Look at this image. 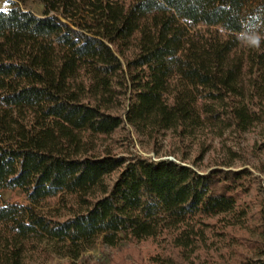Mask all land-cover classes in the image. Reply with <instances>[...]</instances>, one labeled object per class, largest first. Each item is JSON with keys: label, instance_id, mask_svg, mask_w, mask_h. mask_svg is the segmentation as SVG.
<instances>
[{"label": "trees", "instance_id": "1", "mask_svg": "<svg viewBox=\"0 0 264 264\" xmlns=\"http://www.w3.org/2000/svg\"><path fill=\"white\" fill-rule=\"evenodd\" d=\"M15 1L0 193L23 200L0 196V264L75 261L96 240L150 242L149 264H264V169L231 149L201 165L227 135L264 150V0H35L39 17Z\"/></svg>", "mask_w": 264, "mask_h": 264}, {"label": "rangeland", "instance_id": "2", "mask_svg": "<svg viewBox=\"0 0 264 264\" xmlns=\"http://www.w3.org/2000/svg\"><path fill=\"white\" fill-rule=\"evenodd\" d=\"M9 1L14 0H0V11H5L10 8L11 5L9 4ZM15 2L19 7L30 11L35 16H41L42 6L38 1L30 0L27 2ZM50 21L62 31V35H64V33H69L67 28L62 26L67 21H65L60 15L57 16V18H51ZM211 143V150L202 162V167H208L209 169L222 163L228 158L227 149H231L232 152L238 153L242 162L248 164L246 167H255L256 170H252V168L250 169L256 176L262 177L260 169H264V150L258 149L259 137L257 132H251L237 139H233L231 136L227 135L221 139H213ZM163 145L165 146L163 151H168L169 149H174L177 142L172 139L171 136L167 135L163 140ZM136 150L146 157L153 158L152 153H142L138 146H136ZM193 155L194 154L191 155V159H193ZM167 158L173 159L172 157ZM235 163V168L242 165L239 162ZM0 196L5 200L10 201L23 200L19 193L3 192L0 193ZM153 249L154 245L150 242L138 244L124 243L120 247L113 249L106 247L101 244L99 240H96L93 245L85 248L80 257L75 261L69 257H62L52 253L36 256L28 262V264H149V256L154 253Z\"/></svg>", "mask_w": 264, "mask_h": 264}]
</instances>
